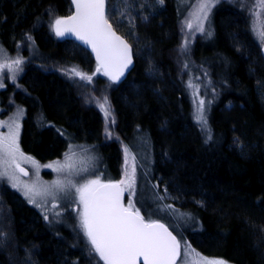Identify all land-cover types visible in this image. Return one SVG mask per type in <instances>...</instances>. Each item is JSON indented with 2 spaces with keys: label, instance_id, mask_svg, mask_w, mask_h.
Here are the masks:
<instances>
[{
  "label": "trees",
  "instance_id": "1",
  "mask_svg": "<svg viewBox=\"0 0 264 264\" xmlns=\"http://www.w3.org/2000/svg\"><path fill=\"white\" fill-rule=\"evenodd\" d=\"M129 2L121 10L135 19L131 30L107 0L106 17L134 56L109 92L116 140L105 138L104 112L84 105L64 71L96 64L77 42L51 31L52 17L72 12L70 0H0V48L25 59L16 86L1 91L2 102L12 98L24 109L23 150L45 161L71 144L94 147L105 181L117 180L127 158L135 166L134 204L145 220L165 223L179 243L203 255L264 264V58L250 10L216 3L190 44L187 65L207 101L202 129L174 60L183 0H148L142 19ZM11 190L0 186V264L100 262Z\"/></svg>",
  "mask_w": 264,
  "mask_h": 264
},
{
  "label": "snow or ice",
  "instance_id": "2",
  "mask_svg": "<svg viewBox=\"0 0 264 264\" xmlns=\"http://www.w3.org/2000/svg\"><path fill=\"white\" fill-rule=\"evenodd\" d=\"M158 2L162 4L163 0H158ZM217 2L218 0H197L194 12L190 14L197 21V31H204V21L208 19L210 10ZM72 4L75 6V12L67 17L54 18L50 22L51 30L57 37L73 35L83 44L91 46L97 61L96 73L103 70L104 75L108 76L111 81H118L123 76L125 69L132 63L131 52L129 45L116 35L106 18V0H72ZM256 7L264 10V0H257ZM254 15L256 19L253 23V31L264 41V20L260 19L259 11ZM185 25L188 29H192V20L185 21ZM186 44L187 41L181 45V48H184ZM0 54H3V49H0ZM21 63L20 58L0 63V88L4 87L3 70L8 69L11 72ZM64 71L70 77H78L81 81L87 83L92 81V76L83 73L77 67ZM10 79L15 80V76H11ZM189 87L197 86L190 82ZM97 106L104 112L107 120L110 115L107 97H104L102 102L97 101ZM204 106L205 101L199 100L194 114L195 121L202 129L207 127ZM18 112H22V110H18ZM4 124V121H0V126H4ZM7 126L8 134L0 135V178L9 176L13 181H17L15 170L28 175L20 167L18 162L20 159L33 163L37 169L39 165H36L31 157H25L20 151L19 125L13 120ZM108 134L110 135V133ZM71 148L72 146L69 148V153L65 154L66 160L71 159ZM125 151L127 156V149ZM54 166L56 171L73 167L70 163L60 164L59 162L45 165V167ZM79 171H86V169ZM12 187L17 188L18 183H13ZM23 187L25 189L23 194L29 198L28 202L32 204L36 203V196L52 194L48 187L38 188L36 182H33L32 185L24 184ZM54 187L57 192L75 189L79 197V204L83 206L82 211L77 209L79 227L91 246V252L98 254L104 264H138L140 258H142L143 264H177V259L181 256V247L168 228L157 220H145L139 209L134 210L131 197H129L127 207L121 203L122 196L126 191L135 195L134 165L131 173L126 171L125 178L120 181L105 183L97 177L81 185H75L70 180L67 184L56 181ZM39 206L37 204V207ZM164 207L171 208L172 206L165 205ZM185 248L187 250L190 246L186 245ZM192 253L195 254L194 250ZM195 255L197 256L195 264H224V261L219 259Z\"/></svg>",
  "mask_w": 264,
  "mask_h": 264
},
{
  "label": "rangeland",
  "instance_id": "3",
  "mask_svg": "<svg viewBox=\"0 0 264 264\" xmlns=\"http://www.w3.org/2000/svg\"><path fill=\"white\" fill-rule=\"evenodd\" d=\"M129 1L130 0H111V4L114 11L113 12L114 15L115 16L117 15V17L124 20L129 27L128 29L131 30L133 29V25H135L134 24L135 19H131L130 14L126 13L125 10H121L126 5L130 7L131 2ZM155 1L158 2L157 0ZM220 1L234 2L239 5H243V7L247 8V10H250L251 18H254V20L256 19L254 13L259 11L260 19L264 20V10L258 9L256 7L257 0H218V2ZM147 2L148 0H132L133 5L131 9L134 11L137 17L141 19L143 18L141 17L142 10L148 5ZM196 3L197 0H183L184 7L179 21V42L178 45L174 48V60L178 65V70L180 74L186 78L188 84L191 82L193 85L197 86V87H189L194 105V112L196 109V105L199 103V100H204L205 101L204 115L206 118L207 101L206 98L204 97V90H205L204 86L202 85L200 79L197 77L193 66L189 64L187 65L188 50L190 44L194 38L202 34L201 31L196 30L197 21L192 15H190L191 13L194 12V6L196 5ZM54 18L52 17V19ZM190 19L193 22L192 29H188L185 25V21ZM207 20L204 21V27ZM53 34L55 35L54 32ZM258 39L260 40L259 41L260 44H262L263 41L259 37ZM185 41H187L186 46L184 48H181V45L184 44ZM16 58H20L22 61L19 67L14 68L11 72H9L8 69H4L2 73L4 87L0 88V121H4L5 124L4 126H0V135L8 134L9 128L7 124L11 123L14 120L15 123L19 125L18 144L20 151L24 154L25 157H31L32 160L36 162V165H39V168L37 169V167L29 161L20 159L18 162L20 163V166H24L28 170V175L23 176L19 173L18 170H15V175L17 176L18 180L13 181L12 179H10L9 176H5L3 178H0V186L7 187L9 190L11 188L12 190L16 191L27 201V203H29L28 202L29 198L25 197V195L23 194V192L25 191L23 187L24 184L32 185L33 182H36L38 188L42 189L43 187H48L50 192L52 193L51 195L36 196L35 197L36 203L35 204L29 203V204L42 214L44 221L49 226H58V227L60 226L62 228L68 229L71 232L70 236L72 237V241L75 240V244H77V246H79L85 252V254L89 257L90 261L97 263L98 262L97 257L99 256L98 254L91 252V246L87 241V238L85 237L84 233L81 231L79 227V217H78L77 209H79V211H82L83 206L79 204L78 194L75 192L74 188L71 189L70 191L57 192L54 187V182L56 181H61L67 184V182L70 180L75 185L84 184L86 181L96 179L97 177H99L101 181H105L102 172H100L98 167L96 166L97 156H98V154L96 153L97 151L94 147L71 144L59 156L45 161H41L38 160L32 154L27 153L23 150L21 145V132H22V120L25 114L24 109L20 104H18L12 98H8L3 102L1 99V91L6 87L7 84H12L16 86V80L22 72L23 61L25 59L19 56V54L9 55L4 51L3 54H0V63H6ZM96 69H97V63L91 67L90 71L79 69L83 73L92 76L91 83L81 81L78 77H70L69 75H67L68 76L67 78H72L74 85L78 87L77 89L81 94L82 102L84 103V105L93 104L96 107H98L97 101L102 102L104 97H107L108 99L111 86L116 81H111L106 75H104L103 70H101L99 73H96ZM93 73H96V75H93ZM13 75L15 76V80L10 79V77ZM108 107H109V99H108ZM18 110H22V112H18ZM106 123H107V127L104 134L105 138L118 140L119 137L117 136L114 130L115 125L111 110H110V115L107 117V120L105 121V125ZM108 133H110V135ZM70 146H72L71 159L66 160L65 154L69 153ZM53 162H59L60 164L70 163L73 165V167L71 169L66 168L63 171H56L55 166L45 167V165L53 164ZM80 169H86V171H79ZM126 171L128 173H131L132 169L130 168L128 163L126 164V159H124L121 165L120 176L117 178V181H120L121 179L125 178ZM13 183H18V187L17 188L12 187ZM4 190L5 189H3V193ZM122 197L125 207L128 206L129 197H131L132 203L134 205V210L137 209L134 204L133 195L130 192L126 191ZM37 204L40 206L37 207ZM45 216H47V219H45ZM0 219H2V217ZM180 245H181V257L177 264H195L197 260V256L195 254H199L200 257L222 260L224 261V264H233L219 257H210L203 255L195 248H193L189 244V242H187L184 239H181ZM186 245L190 246V248L187 250L185 248ZM192 250H194L195 254L192 253ZM28 262H29L28 264H36L30 260H28ZM98 264H104V261L100 259V262H98Z\"/></svg>",
  "mask_w": 264,
  "mask_h": 264
},
{
  "label": "water",
  "instance_id": "4",
  "mask_svg": "<svg viewBox=\"0 0 264 264\" xmlns=\"http://www.w3.org/2000/svg\"><path fill=\"white\" fill-rule=\"evenodd\" d=\"M70 2H71V4H72V0H70ZM106 11H107V0H106ZM74 12H75V6L72 4V12H71L70 14L66 15L65 17L72 15ZM106 18H107V17H106ZM108 22H109V21H108ZM109 23H110V22H109ZM110 24H111V23H110ZM112 29H113V31H115L116 35L120 36V37H121V38H122V39H123L128 45H129L130 52H131L132 63L128 66V68L125 69L123 76L119 79V80H121V79H123V78L126 76L127 72H128V71L130 70V68L133 66V63H134L133 48H132L131 44L126 40V38H124L121 34H119V33L114 29L113 26H112ZM62 38H65V39H71V40H74L75 42H77L79 45H81L83 48H85V49L91 54V56L93 57V59H94L95 62L97 63V61H96V57H95V53L92 51L91 46H88V45L83 44L81 41L77 40V39L75 38V36H73V35H67V36L62 37ZM260 52H261V55H262L263 58H264V41L262 42V44H261V46H260ZM107 77H108V76H107ZM108 78H109V77H108ZM119 80H118V81H119ZM20 167H22V168L28 173V170H27L24 166H20ZM18 171H19V170H18ZM19 173H20L21 175H23V176H27V175H24V174L21 173V172H19ZM115 181H117V180H113L112 182H115ZM107 182H109V181H105V183H107ZM121 203L124 205L123 197H122ZM124 206H125V205H124ZM159 222L162 223V224H164V225L168 228V231L171 232L172 235L176 237V235L172 232V230H171V229H170L165 223H163V222H161V221H159ZM176 240L178 241V238H177V237H176ZM178 242H179V241H178ZM180 247H181V246H180ZM179 259H180V257H178V259H177V263H178ZM138 264H143V260H142V258H140V259L138 260Z\"/></svg>",
  "mask_w": 264,
  "mask_h": 264
}]
</instances>
